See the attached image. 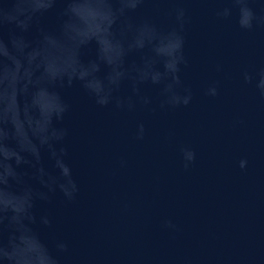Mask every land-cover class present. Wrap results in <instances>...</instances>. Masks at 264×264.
Returning a JSON list of instances; mask_svg holds the SVG:
<instances>
[{
  "label": "water",
  "instance_id": "obj_1",
  "mask_svg": "<svg viewBox=\"0 0 264 264\" xmlns=\"http://www.w3.org/2000/svg\"><path fill=\"white\" fill-rule=\"evenodd\" d=\"M184 6L191 15L185 43L189 63L182 72L193 93L188 106L122 113L111 104L98 105L79 81L57 89L68 105L57 122L67 130L61 146L79 191L71 202L59 190L38 201L37 217L47 215L52 224L34 228L53 255L57 241L67 243L60 264L91 256L185 254L204 264H264V98L243 81L245 71L264 67V26L247 32L234 18L218 20L219 0H189ZM252 7L260 13L264 0ZM140 14H152V6ZM42 23L55 27L56 12L45 14ZM95 56L94 44L82 50L84 62ZM217 82L218 95H205ZM127 91L125 85L121 94ZM144 91L157 95L153 86ZM140 121L146 127L143 141L135 139ZM180 145L196 152L188 171ZM121 157L126 168L119 167ZM242 158L248 161L245 170L238 167ZM43 163L56 173L46 153ZM124 200L132 204L126 216L119 213ZM165 217L182 225L179 239L161 230Z\"/></svg>",
  "mask_w": 264,
  "mask_h": 264
},
{
  "label": "clouds",
  "instance_id": "obj_2",
  "mask_svg": "<svg viewBox=\"0 0 264 264\" xmlns=\"http://www.w3.org/2000/svg\"><path fill=\"white\" fill-rule=\"evenodd\" d=\"M189 0H0V264H60L68 252L64 241L53 255L34 228L51 227L47 215L37 217L38 201H47L57 190L68 202L79 191L61 146L67 130L57 127L68 111L58 88L79 81L101 106L113 105L122 113L155 112L188 106L193 93L182 80L188 66L186 32L191 23ZM220 21L235 20L241 31L264 26V10L252 7L257 0H219ZM146 5L152 14L141 15ZM168 5V7H164ZM56 12V25L42 23ZM166 25V26H165ZM34 30V36L30 33ZM94 44L96 56L84 62L82 50ZM220 71V66H217ZM101 73H103L101 75ZM243 81L264 98V67L243 73ZM127 94H121L123 86ZM146 86L157 89L147 95ZM218 95V82L205 90ZM144 122L136 124L135 139L143 141ZM183 169L196 161V152L180 145ZM47 154L56 173L43 163ZM126 168L127 160L119 159ZM238 167L245 170L246 158ZM132 212L131 202L119 204L122 216ZM161 230L170 239L183 234L182 225L165 217ZM79 264H204L202 258L181 256L87 257Z\"/></svg>",
  "mask_w": 264,
  "mask_h": 264
}]
</instances>
